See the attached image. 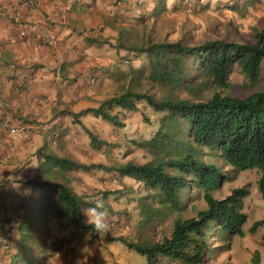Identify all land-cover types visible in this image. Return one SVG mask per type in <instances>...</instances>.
I'll list each match as a JSON object with an SVG mask.
<instances>
[{
	"label": "trees",
	"instance_id": "1",
	"mask_svg": "<svg viewBox=\"0 0 264 264\" xmlns=\"http://www.w3.org/2000/svg\"><path fill=\"white\" fill-rule=\"evenodd\" d=\"M254 40V43H239L217 38L187 44L181 40H154L149 34L140 43L119 40L114 47L133 57L144 55L145 68L123 72L121 90L106 96L96 107L85 108L73 116L80 125L78 118L92 113L122 127V118L137 111L138 103H145L162 113L155 134L137 142L150 158L142 163L126 160L115 165L84 164L49 151L40 152L49 169L57 167V171L50 174L49 180H32L46 192L25 210L17 225L19 247L5 264H40L49 215L64 220L80 236L98 237L84 216V209L92 201L64 183L71 168L114 172L141 182L150 192L149 201L140 198V226L151 224L165 211L180 209L181 199L189 189L201 191L206 206L193 216L174 218L169 235L159 239L140 235L136 241L110 232L103 236L134 250L148 264H159L161 258L202 264L214 254L213 239L230 241L235 235L243 236L246 214L241 202L248 194L247 187L232 188L223 198L214 197L211 189L226 174L202 156L213 152L234 170L257 169V186L264 198V28L255 30ZM234 66L251 83L262 78V87L245 96L222 93L220 88L227 86L228 73ZM141 78L144 85L139 82ZM210 87L214 88L210 90ZM82 127L93 149L112 145ZM261 226L264 215L252 222L249 231ZM34 248L39 250L30 258ZM258 261L259 252L255 251L253 264Z\"/></svg>",
	"mask_w": 264,
	"mask_h": 264
},
{
	"label": "crops",
	"instance_id": "2",
	"mask_svg": "<svg viewBox=\"0 0 264 264\" xmlns=\"http://www.w3.org/2000/svg\"><path fill=\"white\" fill-rule=\"evenodd\" d=\"M25 1L0 0V12L17 13L20 20L0 16V264L19 247L17 225L29 203L46 192L32 180H49L57 171L40 152L109 164L82 127L91 130L104 120L86 113L78 118L80 125L73 113L96 107L111 94L113 81L122 80L120 74L135 69L133 59L114 45L131 38V21L140 18L146 1L154 8L156 0ZM92 172L83 179L89 195L103 186L100 176L109 177L106 171ZM259 256L263 264L264 249Z\"/></svg>",
	"mask_w": 264,
	"mask_h": 264
},
{
	"label": "rangeland",
	"instance_id": "3",
	"mask_svg": "<svg viewBox=\"0 0 264 264\" xmlns=\"http://www.w3.org/2000/svg\"><path fill=\"white\" fill-rule=\"evenodd\" d=\"M162 3L156 0L152 8L153 6L146 1V9L140 12L142 14L140 18L131 21L133 34L125 43L143 42L145 39L143 37L147 34L154 40H181L187 44H198L217 38L239 43H254L255 30L264 28V0H163ZM125 54L124 58H128L129 61L133 59L131 64L135 69L145 68L144 55L129 58L128 54L131 53ZM124 66L128 68L127 64ZM122 81L123 79L113 81L111 93L121 90L119 86ZM139 82L144 85V78ZM261 84L262 78L257 83H251L240 69L234 66L228 73L227 86L220 88V91L245 96L254 89L261 88ZM213 88L210 87V90ZM161 114L140 102L135 114L130 113L122 118L124 121L122 127L105 121L94 124L91 131L112 144L98 149L100 158L109 163L106 165H115L126 160L137 163L147 161L150 156L137 146V142L155 134ZM202 158L218 165L226 174L219 185L211 189L214 197L223 198L235 187L246 186L248 189V194L241 202V209L246 214V221L243 224L244 235L241 237L235 235L230 241L226 238L213 239L211 243L215 249L214 254L208 256L202 264H253L255 251L264 249V226L258 227L254 232L249 231L252 222L264 215V198L257 186L259 171L254 168L234 170L213 152L205 153ZM103 172L105 173L100 170L99 174H104ZM110 174L109 172L108 181L106 177L100 176V180H105L102 182L103 186L91 193L92 195L86 193L88 184H84L83 181L84 177L92 178L94 175L92 171L71 168L67 172L68 181L64 183L72 189L81 188L80 195L85 196L87 200L94 201L97 196L103 197L110 209L109 232L114 236L121 235L133 241L138 240L140 235L159 239L170 234L174 218L193 216L198 209L206 206L201 191L189 189L181 199L180 209L165 211L159 219L154 218L151 224L140 226V198L149 201L147 197L150 191L131 177L119 176L117 173H113L112 177ZM153 205L156 206V202ZM47 226L46 247L42 254L40 253V257H43L42 260L39 258L40 264H148L142 255L120 242L108 241L103 236L93 237L90 234L80 236L66 225L64 220L55 216H48ZM38 250L34 248L30 258ZM159 264L184 263L161 258ZM258 264H262L260 256Z\"/></svg>",
	"mask_w": 264,
	"mask_h": 264
},
{
	"label": "clouds",
	"instance_id": "4",
	"mask_svg": "<svg viewBox=\"0 0 264 264\" xmlns=\"http://www.w3.org/2000/svg\"><path fill=\"white\" fill-rule=\"evenodd\" d=\"M86 223L98 235L104 236L110 229V209L102 196H97L85 211Z\"/></svg>",
	"mask_w": 264,
	"mask_h": 264
},
{
	"label": "built area",
	"instance_id": "5",
	"mask_svg": "<svg viewBox=\"0 0 264 264\" xmlns=\"http://www.w3.org/2000/svg\"><path fill=\"white\" fill-rule=\"evenodd\" d=\"M24 4H25V5L30 4V1L26 0V1L24 2ZM0 16H5V17H7V18L13 20L14 22H20V20H19V16L17 15V13H7V12L3 11V12H0ZM23 24H25V23H23ZM11 131H12L13 133H17V132H18V129H17V128H12ZM1 247H2L3 249H5V250L8 249L9 245H8V240H7V239H5V240H3V241L1 242Z\"/></svg>",
	"mask_w": 264,
	"mask_h": 264
}]
</instances>
